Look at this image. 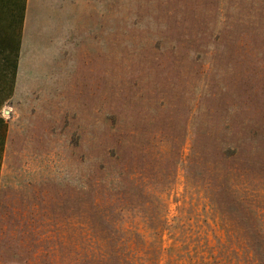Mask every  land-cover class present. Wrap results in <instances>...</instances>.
I'll use <instances>...</instances> for the list:
<instances>
[{"label": "rangeland", "instance_id": "rangeland-1", "mask_svg": "<svg viewBox=\"0 0 264 264\" xmlns=\"http://www.w3.org/2000/svg\"><path fill=\"white\" fill-rule=\"evenodd\" d=\"M0 1V264H255L264 0Z\"/></svg>", "mask_w": 264, "mask_h": 264}, {"label": "trees", "instance_id": "trees-1", "mask_svg": "<svg viewBox=\"0 0 264 264\" xmlns=\"http://www.w3.org/2000/svg\"><path fill=\"white\" fill-rule=\"evenodd\" d=\"M249 241L254 253L255 264H264V236L255 235Z\"/></svg>", "mask_w": 264, "mask_h": 264}, {"label": "crops", "instance_id": "crops-1", "mask_svg": "<svg viewBox=\"0 0 264 264\" xmlns=\"http://www.w3.org/2000/svg\"><path fill=\"white\" fill-rule=\"evenodd\" d=\"M20 1H22V0H20ZM0 6L1 7H3L4 5H3V1H0ZM5 6H7V5H5ZM14 14V13H13ZM17 14V13H16ZM19 20H20V16H19ZM0 156H1V153H0Z\"/></svg>", "mask_w": 264, "mask_h": 264}]
</instances>
